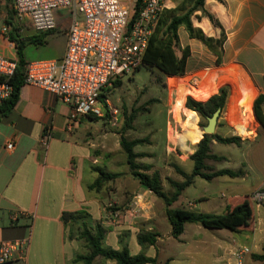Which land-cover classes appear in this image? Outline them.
<instances>
[{"label": "crops", "instance_id": "1", "mask_svg": "<svg viewBox=\"0 0 264 264\" xmlns=\"http://www.w3.org/2000/svg\"><path fill=\"white\" fill-rule=\"evenodd\" d=\"M193 2L194 0H170L165 9L176 7L185 10ZM183 9L179 12H183ZM61 11L64 12L63 15L59 14ZM55 14L56 27L43 33V43L30 44L25 48L27 61L61 59L64 56L67 30L72 16L68 21L66 15L71 14L69 10H57ZM209 14L213 16V21ZM191 20L193 26L201 29L207 37L217 39L221 37L222 31H225L221 64H217L218 55L206 43L192 37L184 25L180 26L178 29L180 46L177 54L181 56L182 51L189 48L186 73L196 72L194 79L199 80L203 79L202 76L209 77L210 79L204 83L209 92L206 96L202 94V87L195 88L191 85L188 76L169 77L170 88L176 91L173 110L180 107L179 104L184 101L185 94L204 102L210 95L218 93L221 85L227 84L231 87L227 108L236 91H239L237 94L239 93L241 97H233L238 99H243V91L253 94L249 101L237 107V110L242 109L243 118L245 113L253 112L252 103L257 93L259 95L264 92V0H204V9L195 10ZM7 44L9 43L0 39V54L3 56L9 55ZM13 47L16 58V48ZM215 67L219 68L210 69ZM69 112V104L53 92L23 84L20 97L12 111L0 117V242L4 240L28 242L24 257L16 253L13 259L3 264H82L81 260L76 258L79 254H84L81 249L85 244L77 230L83 223L91 228L98 222L102 223L106 229L104 245L114 249L127 247L133 255L145 254L158 258L159 243L171 238L183 241V235L190 223L185 224V229L178 238L172 235V227L162 234L158 226L163 219L169 221L166 214L167 206L159 204L156 195L140 183L133 189L122 185L123 190L119 186L116 192L108 193V182L117 181L116 177L114 181L113 178L106 180L99 189L92 187L100 175V170L119 173L118 170H110L112 165L110 158L119 151V148L111 147L113 139L106 128L95 126V121L101 118L99 116L83 118L71 132H68L66 124ZM235 112L229 110L227 115L230 120L237 123V129L241 132L239 135L254 134L255 124L249 130V125L245 126V123L237 121ZM46 127L52 128V136L47 143L43 140ZM252 137L253 141H256L258 134ZM10 141L14 142L12 149L7 148ZM179 142L183 146L185 139ZM191 143L195 145L194 140ZM125 170L128 171V165ZM155 170L160 172L165 188L164 173L161 168L154 167L153 171ZM248 176L249 171L241 176L242 181H246ZM170 178L184 180V177L183 180L173 176ZM256 191H264V178L253 181L246 193L223 195L221 201L215 197L211 199L202 197V200L208 201L207 207L189 202L188 210L218 214L216 211L223 208L225 213L229 204L250 197ZM114 199H119L117 202L120 204L125 203L136 208L137 218L134 221L127 219L128 223L124 224L109 221L106 204ZM255 205L254 203L256 214L254 227L248 232H237L248 234L236 235L235 231L229 229H213L217 230V235L224 241H213V249L208 253V256L212 255V263L209 264H237L232 253L240 247L250 249L244 256L243 264L248 258L251 260L249 264H264L253 258L254 254L262 253L264 249V208L262 205ZM79 211L86 215L73 227L63 221V213ZM163 211L166 216H163ZM195 227L192 236L198 240L201 228ZM147 232L157 234L154 244L140 243L139 235ZM109 239L116 241L117 244H108ZM248 242H252L257 251L246 245ZM192 256L188 255L189 259H193ZM167 260L171 262L173 258ZM109 261L116 264L114 260ZM188 264H195V261L190 260Z\"/></svg>", "mask_w": 264, "mask_h": 264}, {"label": "rangeland", "instance_id": "2", "mask_svg": "<svg viewBox=\"0 0 264 264\" xmlns=\"http://www.w3.org/2000/svg\"><path fill=\"white\" fill-rule=\"evenodd\" d=\"M7 11L8 4L7 0H5L0 9V17H3ZM57 14L58 12L55 15L57 16ZM59 14L63 15L64 12L61 11ZM66 16L69 21L71 14ZM26 33H28L25 34L26 36L33 34L32 32L27 31ZM7 48L9 55L5 57L14 58V47L11 44H7ZM218 68L219 67L210 69L215 70ZM194 73L196 72L186 73L183 76H168L157 67L143 64L135 72L117 78L120 81L119 85L115 84V79L107 87L105 93L111 107L113 109H117L118 113L116 118L118 120L115 124H112L113 122L110 119L111 114H109L101 117L98 121H95L94 124L98 128H106L110 133L109 135L112 136L113 139L111 140V147L119 148V151H117L116 154L110 158V164H112L110 170H118L119 173H116L117 181H114L116 180L115 177L113 178L114 182H108V193L116 192L119 186L122 188L121 190H123L124 187L122 185L133 189L137 187L139 183V181L131 174L129 165L126 164L127 157L120 144V134H124L128 140H143L140 144L135 146L136 152L144 154L142 157L138 158V162L149 165L151 167L149 172H153L154 167L158 169L161 168V171L165 176V188L169 195L174 191V188L170 185L167 178L173 176L176 177V179L183 180V177H181V175L175 170L174 166L179 165L185 171L191 173L194 163L190 159V156L196 150L199 132H203V127L208 121L206 117H202L196 112L189 113L186 110L187 98L191 97V95L188 94L184 95V106H182L183 102H181V104H179L180 107L173 110L176 91L170 88L168 79L169 77L188 76L187 79H189V83L191 82L190 84L195 88L202 87V94L206 96L209 89L207 85L204 86V83L205 80L207 81L210 78L202 76V80L196 79L194 82V78H196L194 77ZM223 86L228 85L224 84L220 87ZM228 91L230 95V86H228ZM237 92L239 91H236L233 96L241 97V95L239 93L237 94ZM252 95L253 94L250 92L245 93V91H243V99L234 98L232 96L229 108H227V105L223 108L216 127L215 134L222 136H239L242 141L241 145L224 144L219 143L217 140H212V153L222 156L223 159H208L206 161L208 166L214 170L229 168L233 170L241 169L244 173L249 171V176L246 181H242L243 179L241 176L231 177L228 175H221L211 180L197 176L195 177L194 183L182 192L178 201L172 204V208L180 207L190 209L188 205L189 202L198 203L200 207H207L209 203L206 199L202 200V197H208L210 199L215 197V199L221 201L223 200V195H230L235 192L246 193L248 186L253 181L258 178H264V129L258 121L254 110V102L258 93L252 103L253 112L245 113V120L243 119L242 121L246 125H249V130H251L255 124L254 134L249 136L239 135L241 132L237 129V123L230 120L227 115L229 110L236 111L235 113L237 117L242 119V109L238 108L237 110V107L238 105L249 101ZM191 98L195 100L193 97ZM261 111L264 113V103L261 105ZM132 115L134 116V120L131 123V128L125 129L126 122ZM173 116L175 120L173 119ZM176 122L178 124L177 132H175V128H172L176 125ZM256 134H258L257 140L253 141L252 136H255ZM184 139L185 144L182 146L179 141ZM192 140H194L195 145H192ZM127 165L128 171L125 170ZM117 200L119 199L109 201H113L121 210L132 208L127 206L125 203L120 204ZM156 200H158L159 204L161 203L165 206L163 199L156 196ZM253 203L260 206L262 205V203L258 204V202L255 201ZM224 211L225 210L222 208L218 209L216 213H224ZM163 216H166L165 211H163ZM136 218L137 217L131 220L134 221ZM126 222L128 223L127 218L124 219L123 217L118 218L116 223L124 224ZM195 226H200L199 228H201L199 231L201 234L197 236L198 240L194 239L192 236V232L196 228ZM170 228L171 225L166 219H163L158 226V229L162 234ZM216 232L217 230L206 229L200 224L190 223L183 235V241H177L176 239L171 238L170 240L159 243L158 258L161 262H165L167 259L173 258L170 262L171 264H188L190 260H194L195 264L212 263V255L208 256V253L213 249V241L217 240L218 242H221L223 240V238L218 236ZM234 233L236 235L248 234ZM76 235H78L77 231ZM226 241L227 240H225V242ZM82 242L85 244L83 240ZM108 244L116 245L117 242L109 239ZM246 245L252 247L253 251H257L252 242H248ZM83 246L84 247L81 251L86 254L88 249L85 245ZM188 255H193L194 258L189 259ZM80 262L84 264L83 261ZM111 262L105 258L97 257L92 264H114ZM250 262L251 260L248 258L245 264H249Z\"/></svg>", "mask_w": 264, "mask_h": 264}, {"label": "built area", "instance_id": "3", "mask_svg": "<svg viewBox=\"0 0 264 264\" xmlns=\"http://www.w3.org/2000/svg\"><path fill=\"white\" fill-rule=\"evenodd\" d=\"M5 0H0V9ZM170 0H142L133 21L137 0H8V11L0 17V39L15 46L13 31L22 36L27 32L41 33L56 27L55 12L69 10L71 23L67 30L66 51L61 59L27 61L23 84L41 87L56 94L70 106L66 129L71 132L83 118L91 115L103 117L111 114L115 124L117 109L101 95L115 79L131 74L144 64L150 39ZM16 48V47H15ZM18 65L17 58L0 54V101L13 92L10 83ZM173 119L175 120L174 116ZM170 126V124H169ZM178 124L174 125L175 132ZM52 128L46 127L43 140L48 142ZM14 148V142L7 144ZM252 199L264 202V191H256ZM107 218L137 217L136 208L121 210L113 202L106 204ZM28 249L26 240L0 242V264L22 257ZM248 247L233 251L237 264H243Z\"/></svg>", "mask_w": 264, "mask_h": 264}, {"label": "trees", "instance_id": "4", "mask_svg": "<svg viewBox=\"0 0 264 264\" xmlns=\"http://www.w3.org/2000/svg\"><path fill=\"white\" fill-rule=\"evenodd\" d=\"M8 1V0H7ZM142 4V0H137L135 11L132 14L131 21L135 18ZM183 8L165 9L162 13L161 19L150 39L147 48L144 65L159 68L164 74L168 76H183L186 74V64L189 55V48L182 51V55L177 54L179 48L178 29L184 25L192 37H196L206 43L217 55V64H221V55L223 53V43L226 38L225 31H222L220 38H212L204 35L201 29L193 26L191 16L195 10L204 9V0H194L193 4ZM213 21V16L209 14ZM43 33H35L30 36H22L16 31L11 34L12 40L15 42L18 65L15 74L10 80L13 86L11 96L0 103V117L7 115L12 111L20 97V89L23 85L25 76V48L30 44H42ZM120 81L116 79L115 84L119 85ZM229 97L228 86L219 88L218 93L210 95L205 102L195 101L191 97L187 98L186 110L189 113L196 112L202 117L212 115L218 108H224ZM108 99L106 93L101 95V101ZM264 103V92L260 93L254 102V110L258 121L264 129V113L261 111V105ZM254 114V113H253ZM108 115V112H107ZM96 119H98L96 117ZM242 119H237L242 123ZM134 116H130L126 122L125 129L131 128V123ZM199 139L196 150L191 154L190 159L194 166L191 173L186 172L179 165H175V170L184 177L183 181H177L170 177L167 178L174 191L169 195L163 185V180L160 172L155 170L149 172L151 167L147 164L138 162V158L144 154L135 151V146L140 144L143 140L133 139L128 140L124 134H121L120 144L126 153L127 163L129 165L131 174L139 181V183L146 189L150 190L157 197L164 200L167 208L166 214L170 225L172 227V235L178 238L185 229L186 223H199L209 229H229L235 232H248L254 227L256 214L254 209V201L252 196L244 199L236 200L228 205L227 210L223 214H211L201 211H192L185 208H170L174 201H177L182 192L189 187L195 177L199 176L207 180H211L221 175H228L237 177L244 175V172L233 170L229 168L214 170L207 164L208 159H223L222 156L212 153V140H217L219 143L241 145L242 141L239 136H222L219 134H204L199 132ZM203 137V138H202ZM202 138V139H201ZM116 174L100 170V175L92 185L94 188H100L106 180L115 178ZM264 208V202L262 203ZM84 212H65L62 215L63 221L67 224L73 225L80 222L85 217ZM80 238L85 242L88 249L86 254H79L76 260H81L84 264H92L97 257H102L109 260H114L116 264H170V260L161 263L157 256H147L145 254H131L127 247L122 249H114L104 245V238L106 229L102 223H96L93 228L88 227L86 223L80 225L78 228ZM156 233L147 232L139 235L140 243L154 244L156 240ZM253 258L264 262V249L262 253L254 254Z\"/></svg>", "mask_w": 264, "mask_h": 264}, {"label": "water", "instance_id": "5", "mask_svg": "<svg viewBox=\"0 0 264 264\" xmlns=\"http://www.w3.org/2000/svg\"><path fill=\"white\" fill-rule=\"evenodd\" d=\"M223 109L218 108L216 109L212 115L206 116L207 124L203 127L204 134H214L216 132V127L218 123V119L220 114L222 113Z\"/></svg>", "mask_w": 264, "mask_h": 264}, {"label": "bare ground", "instance_id": "6", "mask_svg": "<svg viewBox=\"0 0 264 264\" xmlns=\"http://www.w3.org/2000/svg\"><path fill=\"white\" fill-rule=\"evenodd\" d=\"M195 80H196V79H194V82H195ZM245 126H248V124H247V125L245 124Z\"/></svg>", "mask_w": 264, "mask_h": 264}]
</instances>
